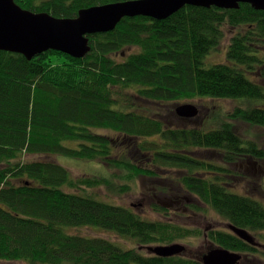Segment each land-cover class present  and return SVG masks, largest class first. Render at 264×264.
<instances>
[{
    "label": "trees",
    "instance_id": "1",
    "mask_svg": "<svg viewBox=\"0 0 264 264\" xmlns=\"http://www.w3.org/2000/svg\"><path fill=\"white\" fill-rule=\"evenodd\" d=\"M15 1L72 18L81 9L126 0ZM228 32L233 35L225 60L208 65V55L221 53ZM89 38L84 58L48 50L29 60L0 51V259L203 264L210 244L259 256V249L222 228L209 230L205 245L188 246L182 256L144 252L149 245L205 239V232L172 219H144L132 207L79 189L125 193L150 178L156 182L147 186L149 194L179 190L190 196L189 211L211 208L228 224L264 238V203L239 192L229 176H246L234 168L242 155L264 157V149L241 137L236 124L264 128V10L249 3L238 9L187 5L163 20L125 17L114 30ZM198 97L236 104L224 120L218 110L210 111L212 127L164 119L163 108L180 120L179 102ZM202 150L220 161L198 157ZM62 159L93 163L102 172L74 177ZM159 171L178 176L166 184ZM154 206L168 218L169 208ZM81 227L135 246L69 231Z\"/></svg>",
    "mask_w": 264,
    "mask_h": 264
},
{
    "label": "water",
    "instance_id": "2",
    "mask_svg": "<svg viewBox=\"0 0 264 264\" xmlns=\"http://www.w3.org/2000/svg\"><path fill=\"white\" fill-rule=\"evenodd\" d=\"M241 3L264 10V0H126L84 8L76 17L61 18L23 8L15 0H0V51L19 53L29 60L48 50L84 58L91 51L89 36L114 30L125 17L146 16L163 20L187 5L238 9ZM178 108L184 115L188 112L196 115L198 110L189 102ZM228 227L247 243L260 245L247 229L233 224ZM210 247L203 255V264H246L240 252L216 244ZM187 248L181 242L144 247L149 253L164 258L182 256Z\"/></svg>",
    "mask_w": 264,
    "mask_h": 264
},
{
    "label": "rangeland",
    "instance_id": "3",
    "mask_svg": "<svg viewBox=\"0 0 264 264\" xmlns=\"http://www.w3.org/2000/svg\"><path fill=\"white\" fill-rule=\"evenodd\" d=\"M231 30V29H230ZM231 34L228 32V34L225 36V39L223 40L222 47L220 48L222 51L214 52L208 55L206 63L208 65L212 63H218V61H224L225 60V48L228 46L231 40ZM192 103L194 105H198L200 108L203 106L208 110H218L220 114V118L222 120L226 119V115L228 112L231 111V109L235 106L236 102L231 99H221V98H210V97H198L192 100H185L179 102V104L184 103ZM164 109V108H163ZM162 109V113H164V119L167 121H171L174 124L181 125V126H191L197 124V121L195 120H189V118H193L192 116L195 115H184L180 114L181 117L180 120L174 116L173 113L168 112V114H165V109ZM223 114H225L223 116ZM208 117L210 116L207 115ZM205 124L207 127L214 126L213 124L210 125L209 119L205 121ZM238 125V130L241 134V137H243L245 140L253 141L257 144L262 150L264 149V128L259 126H250L249 124L245 123H236ZM67 145L74 146L71 142H66ZM198 157H201L202 159H210L214 161H220V159H216L215 156H212L209 154V152L205 151H198L197 152ZM61 163L65 166H67L74 177H81V176H91L93 174H99L102 172L100 166L93 163H87L83 161H77L72 159H62ZM243 167H242V166ZM242 167V170L244 171L245 175L248 179H241V181L234 179L231 181L234 183L235 188L241 192V193H250L257 197V199H261V201L264 203V157L261 159H252V160H243L240 163H236L234 165L235 169H240ZM99 169V170H98ZM98 171V173H96ZM179 172V170H177ZM159 173L164 176V178H167L166 184H173V180L177 178L178 174H171L159 171ZM169 177V178H168ZM171 177V178H170ZM173 178V179H172ZM161 180V179H159ZM166 180V179H165ZM156 180L151 181L150 178H144L143 181H137L133 184V188L130 191H127L125 193H119L112 190L107 189L106 187L99 186V187H93V188H83L79 189L80 192H90L92 194H97L101 199L111 202V203H117L126 207H132L139 215H141L144 219H150V220H158V219H172L174 222L186 225L188 227H199L202 229V231L205 230L206 226L208 225H218L220 224L218 221L222 223H226L224 219L219 217L217 213H215L214 210L211 208L203 213H195L191 212L188 209H186L187 205L189 206V195L180 192L179 190L176 191L178 196L181 198L180 204L171 205L173 193L161 195L159 192L157 193V190L154 191L157 194L152 195L149 194V190L147 189V186L150 188L153 183H155ZM150 184V185H148ZM157 188V187H156ZM149 192V193H148ZM185 197H184V196ZM188 196V197H187ZM195 199V197H194ZM197 202V199H196ZM160 204L167 208H169L168 213L166 216L168 218H165L164 215L162 216L158 211L154 209V205ZM200 205L204 206L202 203H199ZM207 207V206H205ZM70 232L72 233H79L83 235H90V236H103L107 237L109 239H112L115 242H118L119 244H126L127 246L133 247L135 246V243L131 240H126L122 238H118L115 235L102 231L100 229H95L91 227H81V228H70ZM264 235V230L262 233ZM261 237V236H260ZM264 239L263 237H261ZM178 242L184 243L187 246L197 248L199 246L205 245V239L204 237H192L180 240ZM144 252H147V250H144ZM0 264H29L28 262L24 260H3L0 259Z\"/></svg>",
    "mask_w": 264,
    "mask_h": 264
},
{
    "label": "flooded vegetation",
    "instance_id": "4",
    "mask_svg": "<svg viewBox=\"0 0 264 264\" xmlns=\"http://www.w3.org/2000/svg\"><path fill=\"white\" fill-rule=\"evenodd\" d=\"M93 35H96V34H93ZM93 35H90V37L93 36ZM90 41H91V38H90ZM196 107L198 109L196 115L195 116H192L193 118H189V120H195V121H197V124H204V122L208 119V116L207 115H209L210 110H208L206 112L205 110H207V109L204 106L202 108H200L198 105H196ZM187 115H190L191 116L192 114H190V112H188ZM215 154H216V152H215ZM245 159L252 160L254 158L252 156H249V155L247 156L246 154H244V155H242V158H240V162H241V160L243 161ZM242 167L239 169L240 170L239 172L244 173V171L242 170ZM263 174H264V172H263ZM229 176L231 178H233V179H237V178L240 177L239 180H241V179H248L247 176H243L242 177V175H236V174L235 175H229ZM234 188H235V186H234ZM163 194L166 195L165 193H163ZM163 194H161V195H163ZM171 201H172V203H170L171 205L180 204L181 203V198H180V196L174 195ZM186 209L189 210V207H187ZM216 228H222L226 232H228V231L229 232H232L229 229L227 222L226 223H220V224L215 225V226L213 224L212 225H208V226H206V228L204 230V232H205V240H207L206 238H207V234H208L209 230L216 229ZM254 236L256 238L255 241H257L258 243H260V245H253V246H255L257 249H259L260 255L259 256H255V255H251L250 253H242V252H240V253L243 254V256H244V262L246 264H264V240H262V238L260 236L259 237L256 236V235H254ZM210 246H211V244H210ZM236 252H239V251H236Z\"/></svg>",
    "mask_w": 264,
    "mask_h": 264
}]
</instances>
